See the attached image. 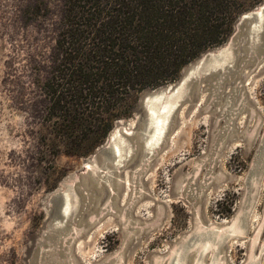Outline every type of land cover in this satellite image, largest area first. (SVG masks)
<instances>
[{
    "label": "rangeland",
    "instance_id": "rangeland-1",
    "mask_svg": "<svg viewBox=\"0 0 264 264\" xmlns=\"http://www.w3.org/2000/svg\"><path fill=\"white\" fill-rule=\"evenodd\" d=\"M262 5L174 81L140 92L130 117L114 123L140 124L146 91L176 86L230 43L228 60L194 75L171 104L154 146L136 142V129L118 161L97 167L110 133L86 155L69 153L45 109L62 1L0 0V264L55 253L41 244L50 223L65 229L57 264H264V16L236 34L241 16ZM66 186L73 211L51 221L49 199Z\"/></svg>",
    "mask_w": 264,
    "mask_h": 264
},
{
    "label": "trees",
    "instance_id": "trees-1",
    "mask_svg": "<svg viewBox=\"0 0 264 264\" xmlns=\"http://www.w3.org/2000/svg\"><path fill=\"white\" fill-rule=\"evenodd\" d=\"M61 1L45 109L68 152L86 155L130 117L140 92L174 81L263 0Z\"/></svg>",
    "mask_w": 264,
    "mask_h": 264
},
{
    "label": "water",
    "instance_id": "water-1",
    "mask_svg": "<svg viewBox=\"0 0 264 264\" xmlns=\"http://www.w3.org/2000/svg\"><path fill=\"white\" fill-rule=\"evenodd\" d=\"M264 16V5L260 6L256 10L246 13L241 18L239 19L237 23V33H246L251 30H253L254 26L253 24H249V27H245L246 22H262ZM255 25V24H254ZM235 34V36H236ZM235 37L233 36V40ZM231 44H227L224 47H219L212 51V53L206 55L204 59H200L197 64L193 63L191 66H189L182 74V78L178 82V84L174 87L169 88L168 86H164L161 89L157 90H149L146 91L140 100L139 103V109L143 110L144 113V120L136 125V123H131L130 125H122L121 127V122H117L115 128L110 132L109 137L106 139L105 144L103 146H100L99 149L97 150L95 156L93 157L95 161H98L95 166L98 167V163L104 162L105 166H109V161L111 162H116L119 160V158L122 156V151L125 148V143L128 142L130 143L131 141L134 140L132 135L135 133H138L137 138H135L139 143H142L144 149H149L150 147L154 146L156 141H151L152 137L155 134V126L153 119L151 118V115L149 113V108L148 106L155 105V99L156 97L159 98V102L157 103V117L162 116L160 112H158V107L166 100L169 99V97H173L177 95L178 93L183 94L184 89L186 85L190 82V80L193 78V76L198 74L202 69L205 71H209L210 69L217 68L219 66H222L229 58V50H230ZM210 63V66H204L206 62ZM223 61V62H222ZM221 63L220 65H215V63ZM218 63V64H219ZM193 68V71L191 69ZM138 115V113H137ZM133 124V125H132ZM142 130V131H141ZM134 136V135H133ZM98 157V158H97ZM97 158V159H96ZM99 159V160H98ZM261 158L259 157V160ZM107 161V162H105ZM112 163V165H113ZM93 169V165L90 164L89 168H86V170ZM69 198L68 201L72 202V195L70 188L66 186L65 192H57L55 193L50 199L49 203L53 207V211H51V216L52 219L51 221H54V219H60L61 221L65 220L68 216L73 211L74 205H72L67 213H64V206H65V197ZM76 203V201H75ZM48 226H51L50 230V235L46 236L44 239V242H42V247L48 246L52 251L55 253H41L40 250H37V257L39 260V255H41L40 258V263L39 264H57L60 259V249H56V244L58 242L57 238L58 235H61L62 233L65 232V229L63 231H60L59 229L55 228V223H50ZM60 248V247H59ZM51 251V252H52ZM38 260L34 262V264H38Z\"/></svg>",
    "mask_w": 264,
    "mask_h": 264
},
{
    "label": "bare ground",
    "instance_id": "bare-ground-1",
    "mask_svg": "<svg viewBox=\"0 0 264 264\" xmlns=\"http://www.w3.org/2000/svg\"><path fill=\"white\" fill-rule=\"evenodd\" d=\"M223 62V61H222ZM221 62V63H222ZM221 63H215V65H220ZM181 95H180V93H178L177 95H175L174 96V98L173 97H169V99L168 100H166V101H164L163 103H166V104H164V106L162 107V105L160 106V107H162L158 112H160V114H162V116H160V118H158L157 117V113H156V109H157V103L160 101L159 100V98H155V99H153L154 101H155V105H152V106H148V110H149V113H150V115H151V118L153 119V122H154V126H155V134H154V136L152 137V139H151V141H156V143L159 141V139H160V137H161V135H162V132H163V129H164V126H165V124H167L166 122H167V118H168V116H169V114H170V112H171V110H172V103L178 98V97H180ZM176 102V101H175ZM162 103V104H163ZM229 146H227V148H228ZM85 167L86 168H89L90 167V164H86L85 165ZM68 197H67V194H66V197H65V206H64V213H67V211L69 210V208L73 205L72 203H73V200H72V202H71V204H70V202L68 201ZM230 229V228H229ZM208 239V238H207ZM206 239V240H207ZM205 240V241H206ZM199 242V241H198ZM204 242V241H203ZM202 242V243H203ZM201 243V244H202ZM204 249V248H203ZM205 249H206V247H205ZM180 254H182V253H180ZM182 256V255H181ZM180 256H178V258H179ZM180 260H182V259H180ZM177 261H178V259H177ZM179 262H181V261H179ZM212 264V263H211Z\"/></svg>",
    "mask_w": 264,
    "mask_h": 264
}]
</instances>
